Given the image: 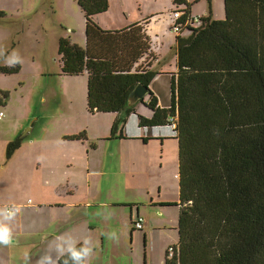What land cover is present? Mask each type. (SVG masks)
Instances as JSON below:
<instances>
[{
  "label": "trees",
  "instance_id": "1",
  "mask_svg": "<svg viewBox=\"0 0 264 264\" xmlns=\"http://www.w3.org/2000/svg\"><path fill=\"white\" fill-rule=\"evenodd\" d=\"M223 1L224 19L203 15L199 27L188 26V38L176 37L169 54L176 53L178 64L170 106L160 108L149 92L152 115H138L139 124L149 126L177 117L178 250L171 258L166 250L164 264H264V0ZM77 2L87 46L59 37L61 72H86L89 112L132 111L126 107L131 90L148 86L157 74L147 60L133 69L149 55L143 24L102 30L95 16L109 0ZM173 2L184 6L182 20L188 18L190 3ZM19 69L0 61V74ZM20 140L10 141L7 152ZM82 248L76 244L57 264H74L71 252Z\"/></svg>",
  "mask_w": 264,
  "mask_h": 264
},
{
  "label": "crops",
  "instance_id": "2",
  "mask_svg": "<svg viewBox=\"0 0 264 264\" xmlns=\"http://www.w3.org/2000/svg\"><path fill=\"white\" fill-rule=\"evenodd\" d=\"M73 1L71 7L74 10L77 0ZM125 2L126 0H109L107 10L95 16L102 30H108L107 27H109L103 14L110 13L114 5L118 7ZM189 8V15L193 14L192 8ZM2 13L6 15L4 11ZM126 13L129 18H132L130 25L143 24L149 37V55L145 53L144 56H140L134 62L133 69L144 65L143 62L147 60L150 67L157 71L148 85L149 92L156 97L160 108H168L171 104L172 78L178 70L176 53L170 58L169 54L176 43L175 37L188 38V34L182 32L184 28H187L190 35L191 28L187 26L181 28L178 33L174 32L171 17L165 15L157 17L155 13L148 14L150 13L148 9L141 10L139 13L136 9L133 11L128 9ZM160 13H163V10ZM146 14L151 18L147 19L149 16ZM152 23H156V26L153 27ZM191 27L195 26L191 25ZM117 30L120 29L115 31ZM171 33L174 35V41H172ZM59 37H65L71 43L77 44L72 41L74 38L71 36L59 34L58 39L55 36L58 42ZM76 41L83 47L80 39ZM167 42L170 44L173 42L170 52L162 49ZM84 45L87 46L86 38ZM55 59L58 61L59 69L56 72L47 73L55 75L62 81L65 87L64 97L47 104L51 106L58 102L52 117L47 115L39 122L37 121L39 117L36 120L33 119L23 134L13 138L21 139L16 150L8 153L6 146L8 162H0V224L9 229L11 242L15 244L13 248L18 247L22 251L27 249L44 251L42 254L31 255L32 261L36 264H57L58 259L67 255L78 243L90 249L85 257V264H91V260L98 255V248L103 250L113 244L114 227H106L108 226L107 218L115 221L116 225H118L117 220L119 223L126 224L132 239L137 231H143V238L147 239L144 233L147 219L141 216L138 202H146L149 206L156 208L177 206L163 204L176 199L164 200L159 196L156 200L151 193L148 175L155 161H159L160 146H166L167 139L177 141L178 139L176 130L169 124L154 126L139 124L138 115L145 118L152 115V110L147 105L151 99L149 92L141 99L142 101L133 105L132 111L89 112L86 106V72L63 74L60 70L62 64L59 52ZM3 64L6 63L3 62ZM19 73L20 70L17 74L8 77L0 75L1 90L6 89L4 79L14 80V90L18 89V84L23 86L25 81L18 76ZM82 74H85L84 77ZM156 80H159V85L169 86V93L163 92L158 86L154 87ZM56 89L58 94L62 93L58 87ZM75 92L81 94V97L75 98ZM24 103L25 112L32 111L37 110V103L42 106L44 99L37 100L35 103V100L28 96L24 99ZM2 105L4 108L8 107L6 102L2 103L1 107ZM0 111L3 112L1 109ZM34 121L37 123V129L32 132ZM164 126L170 127L173 133L159 128ZM74 136L78 138H73ZM13 193L16 196L11 198ZM135 195H141L142 200L132 198ZM27 198H30L29 202ZM15 204L20 205L21 213L30 215V219L28 218L30 225L24 226L21 222L19 232H12L8 227L17 215L8 217L6 208ZM95 206H101L107 210L106 215L102 217L104 230L96 229V221L84 219L90 208ZM139 216L143 218L142 229L134 226ZM35 217L39 218V226L33 225ZM25 235H39L40 238L28 240L21 237ZM83 235H86V238ZM10 245L0 243V250L5 246L9 248ZM13 248L7 253L8 257L4 264H14ZM166 250L167 248L160 264L165 262ZM49 252H51L50 257H47ZM107 258H110V253Z\"/></svg>",
  "mask_w": 264,
  "mask_h": 264
},
{
  "label": "rangeland",
  "instance_id": "3",
  "mask_svg": "<svg viewBox=\"0 0 264 264\" xmlns=\"http://www.w3.org/2000/svg\"><path fill=\"white\" fill-rule=\"evenodd\" d=\"M188 1L193 10V14L189 15L190 18L198 17L200 19L203 15L209 13L214 19L225 18L223 0ZM73 3V0H0V11H4L6 14L4 17H0V61L5 62L14 53L18 55L22 61L18 63L21 66L18 76L25 81L23 86L18 84V89L14 90V80L4 79L6 89L1 90L0 88V109L4 112L0 111V156H2L0 162L2 163L8 162L5 153L7 144L15 136L23 134L33 119L36 120L39 117V120H37L39 122L47 115L52 117V112L56 109L58 102L53 103L51 106L47 104L50 101L64 97L65 87L62 81L47 72H56L59 69L58 61L55 59L58 53V41L56 39H58L59 34L71 36L74 38L72 41L78 45L80 43L76 40L80 39L83 47L85 46V16L77 1L74 10L72 9L71 5ZM183 8V6L176 7L173 0H126L124 5L118 7L114 5L110 13L103 15L109 25L107 29L115 31L116 29H124L131 24L132 18H129L126 13L128 9L132 11L136 9L138 13L141 10L148 9L150 10L148 14L155 13L157 17L163 15L171 17L172 26L174 22L172 19L173 12ZM162 10L163 13H160ZM149 18L151 17L149 16L147 19ZM152 24L153 27L156 26V23ZM201 24L202 21L200 20L193 23V26L199 27ZM182 33L189 36L187 28H184ZM171 35L172 41H174V35L172 33ZM171 44L167 42L162 49L170 52ZM14 74H17V72L0 75L8 77ZM84 75L82 74V77ZM153 86H158L163 92L169 93V86L159 85V80H156ZM56 87L62 93L58 94ZM3 92L6 93L4 97ZM28 96L35 100V103L37 100L44 99L43 105L37 103V110H27L25 112L24 99ZM74 97L79 98L81 94L75 92ZM4 102L8 103L7 108H4L3 105L1 107ZM23 124H25L24 127H22ZM159 128L173 133L168 126ZM36 129L37 123L34 121L32 132H35ZM160 129L153 130L161 131ZM164 147L166 148L162 153ZM164 147L160 146L159 161L156 160L154 166L150 169L148 175L150 189L156 200L159 196L164 200L176 199V201L163 203L174 205L178 203V141L167 139ZM14 196L16 194H11V198ZM132 198L142 200L141 195H135ZM27 201L29 202L30 198H27ZM138 203L141 216L147 219L144 231L147 239L143 238V231L135 232L132 239L128 226H125L126 224L119 223L117 220L118 225H116L115 221L107 218L108 226L106 227H114L113 244L103 250L98 248V255L91 260V264H149L150 262L160 264L161 260L164 259L165 249L177 244L178 206L156 208L149 206L146 202L139 201ZM14 206L16 209L12 213L17 215V218L14 217L8 227L12 232H19L21 222L24 226L30 225V221H28L30 215L21 213L19 211L20 205L15 204ZM106 211L101 206L91 207L84 219L96 221V229L104 230L102 217L106 215ZM39 224V218L35 217L33 225L39 226ZM83 236L86 238V235ZM21 237L28 240H39L40 238L39 235ZM9 244H11L9 248L5 246L0 250V264H4L8 257L7 253L15 246L12 242ZM13 252H15L14 264H36L35 261H32L31 255L44 253L39 249L22 251L18 247L13 248ZM51 252L47 257H50ZM108 253H110V258H107Z\"/></svg>",
  "mask_w": 264,
  "mask_h": 264
},
{
  "label": "built area",
  "instance_id": "4",
  "mask_svg": "<svg viewBox=\"0 0 264 264\" xmlns=\"http://www.w3.org/2000/svg\"><path fill=\"white\" fill-rule=\"evenodd\" d=\"M182 14H183V12H181L179 10L173 12L172 19H173L174 22H173V25H172V30L174 32L178 33L181 28L187 27L189 25H193V23L199 21L198 17H194V18H190L189 17V18H187L185 20H181ZM175 118H176V116H171L169 118L170 125L174 129L176 127V123L174 121ZM9 211L13 212V210H10V208H7L6 212L8 213ZM134 226L137 229H142L143 228V218L139 216L138 219L134 222ZM177 250L178 249H177L176 246H174V245L169 246L167 248V254H168L169 258L173 257L176 254Z\"/></svg>",
  "mask_w": 264,
  "mask_h": 264
},
{
  "label": "clouds",
  "instance_id": "5",
  "mask_svg": "<svg viewBox=\"0 0 264 264\" xmlns=\"http://www.w3.org/2000/svg\"><path fill=\"white\" fill-rule=\"evenodd\" d=\"M21 59L18 55L15 53L12 55L10 59H6L5 63L9 67H14L16 64L21 63ZM8 217H11L14 215L12 212H8ZM112 237L114 238V234H112ZM11 242V236L9 229L4 226L3 224H0V243L2 244H8ZM90 249L82 248L79 251L73 250L71 252V259L74 261V264H82V261L84 258L88 255Z\"/></svg>",
  "mask_w": 264,
  "mask_h": 264
},
{
  "label": "water",
  "instance_id": "6",
  "mask_svg": "<svg viewBox=\"0 0 264 264\" xmlns=\"http://www.w3.org/2000/svg\"><path fill=\"white\" fill-rule=\"evenodd\" d=\"M149 92V87L143 85L142 83H138L129 93L126 107H131L138 101H140L147 93Z\"/></svg>",
  "mask_w": 264,
  "mask_h": 264
},
{
  "label": "bare ground",
  "instance_id": "7",
  "mask_svg": "<svg viewBox=\"0 0 264 264\" xmlns=\"http://www.w3.org/2000/svg\"><path fill=\"white\" fill-rule=\"evenodd\" d=\"M175 123H177V117L174 119Z\"/></svg>",
  "mask_w": 264,
  "mask_h": 264
}]
</instances>
